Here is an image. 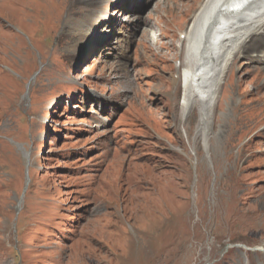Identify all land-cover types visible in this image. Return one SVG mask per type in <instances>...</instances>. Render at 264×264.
I'll list each match as a JSON object with an SVG mask.
<instances>
[{
  "label": "rangeland",
  "instance_id": "obj_1",
  "mask_svg": "<svg viewBox=\"0 0 264 264\" xmlns=\"http://www.w3.org/2000/svg\"><path fill=\"white\" fill-rule=\"evenodd\" d=\"M203 2L0 0V264H264V65L184 112Z\"/></svg>",
  "mask_w": 264,
  "mask_h": 264
},
{
  "label": "bare ground",
  "instance_id": "obj_2",
  "mask_svg": "<svg viewBox=\"0 0 264 264\" xmlns=\"http://www.w3.org/2000/svg\"><path fill=\"white\" fill-rule=\"evenodd\" d=\"M237 1H241L242 6L235 10L233 6ZM108 32L96 31V36L100 38ZM181 35L186 43L181 105L187 112L198 102L205 125L235 56L244 51L247 62L264 65V0H204ZM253 37V45L243 50ZM256 248L264 252L261 246Z\"/></svg>",
  "mask_w": 264,
  "mask_h": 264
}]
</instances>
